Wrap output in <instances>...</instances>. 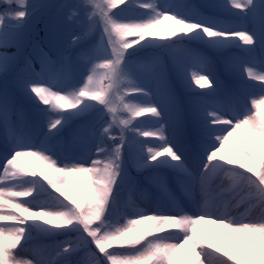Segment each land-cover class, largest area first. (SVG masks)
Here are the masks:
<instances>
[{"label": "snow or ice", "instance_id": "snow-or-ice-1", "mask_svg": "<svg viewBox=\"0 0 264 264\" xmlns=\"http://www.w3.org/2000/svg\"><path fill=\"white\" fill-rule=\"evenodd\" d=\"M262 107L264 0H0V264H264Z\"/></svg>", "mask_w": 264, "mask_h": 264}, {"label": "rangeland", "instance_id": "rangeland-1", "mask_svg": "<svg viewBox=\"0 0 264 264\" xmlns=\"http://www.w3.org/2000/svg\"><path fill=\"white\" fill-rule=\"evenodd\" d=\"M166 23H170V22H166ZM261 112H262V114H264V111L262 110V108H261ZM148 115H151V114H145V116H148ZM141 119H144V118H141ZM238 137H243V134L241 133V134H238L237 136H234V137L230 138L228 144L225 146L226 152L225 153H221V155H226L227 151L230 150V151L234 152L238 158H243V147L246 145V141L247 140H246L245 137H243V138H245V145H240L238 143V141H239ZM145 139H153V138L149 137V138H145ZM149 146H152V145H149ZM245 162L246 163H250L247 160H245ZM39 166L44 169L42 164H39ZM44 170H46V169H44ZM2 175L3 174L0 173V176H2ZM4 182H8V181H4ZM11 183H20V181L19 180H13V181H11ZM141 198H142L141 194H139V193H131V194H129V199H130L131 202H138ZM8 211H9L8 208H5L2 212H0V214H5L6 215L8 213ZM155 223H156L155 221L148 220V221H145L144 224L141 225L140 227L142 229H144V230H148V229L152 228L155 225ZM202 223H200V224H198L196 226L198 233H200L199 229H200V225ZM3 225L11 226V222H7V221L6 222H0V226H3ZM209 226H212L213 229H212V231H208L207 235L204 236L206 239L211 240L213 237H215L216 238L215 242L217 243L218 246H220V244H221V240H220L221 234H227L226 239H224V241H223V246H225V247H230L231 246V244L233 243V240H232L231 234L229 233V230L224 229V228H222V227H220V226H218L216 224H211ZM162 234H166V232L162 233ZM109 250L111 251L112 248H110ZM29 258L30 257H25V259H29ZM81 258L84 261V264H89V262L91 260V257L88 256L87 254L82 255ZM177 259H178V264H188V261L190 259H194V257H192L190 255V253L186 249V250L182 251L180 254H178Z\"/></svg>", "mask_w": 264, "mask_h": 264}, {"label": "bare ground", "instance_id": "bare-ground-1", "mask_svg": "<svg viewBox=\"0 0 264 264\" xmlns=\"http://www.w3.org/2000/svg\"><path fill=\"white\" fill-rule=\"evenodd\" d=\"M239 140V141H238ZM238 143L240 144V145H245V138H243V137H238ZM248 144V142L246 141V145ZM250 146V145H249ZM209 225H211V223H202L201 225H200V229H199V231H200V234L202 235V236H206L207 235V232L208 231H212V229H213V227L212 226H209Z\"/></svg>", "mask_w": 264, "mask_h": 264}, {"label": "trees", "instance_id": "trees-1", "mask_svg": "<svg viewBox=\"0 0 264 264\" xmlns=\"http://www.w3.org/2000/svg\"><path fill=\"white\" fill-rule=\"evenodd\" d=\"M123 5H118V7H122Z\"/></svg>", "mask_w": 264, "mask_h": 264}]
</instances>
